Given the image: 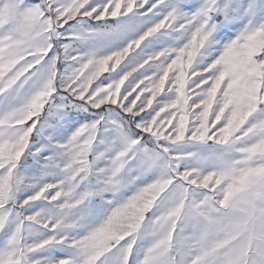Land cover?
Listing matches in <instances>:
<instances>
[{"label": "snow or ice", "instance_id": "6c2138e0", "mask_svg": "<svg viewBox=\"0 0 264 264\" xmlns=\"http://www.w3.org/2000/svg\"><path fill=\"white\" fill-rule=\"evenodd\" d=\"M0 264H264V0H0Z\"/></svg>", "mask_w": 264, "mask_h": 264}]
</instances>
